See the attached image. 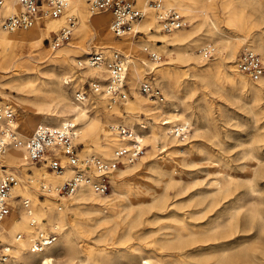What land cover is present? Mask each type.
Wrapping results in <instances>:
<instances>
[{"label":"bare ground","instance_id":"1","mask_svg":"<svg viewBox=\"0 0 264 264\" xmlns=\"http://www.w3.org/2000/svg\"><path fill=\"white\" fill-rule=\"evenodd\" d=\"M68 1L69 6L65 9L61 17L54 18L46 15L43 18L38 19L36 25L30 27L28 30L9 32L1 26L6 17L21 13L22 7L19 0H7L3 12L0 13V70H2V72H7L10 68H24L25 70H31V73L16 74L7 78L4 75H1V77L4 78V81H0V97L7 96L14 104L22 109H31L33 111V116L29 118L28 121L31 123L33 131L39 127L61 129L64 125L68 126L69 124H73L75 126L77 142L79 138L84 139V137H90L99 125L96 120H90L88 115L90 102L87 101V98H85L82 103L78 102L76 100V93H72L70 88L68 89L63 84V80H68L69 78L68 81H72V78L60 75L56 69H52L46 78L39 77L35 71H32L35 69V64L37 63V58L34 53L36 50H41L43 48L44 38L50 36L51 33L59 34L63 28H69L72 36L70 39L68 37L69 41L64 48L60 49L56 54L50 55V58L52 61H56L58 67L66 69L73 62L76 57L75 55L78 54L87 57L94 50L102 52V49L106 47L111 49L109 57H112L124 48L123 55L128 63L126 81L127 83L130 82V86L135 84L136 81H141L139 82V90L144 82L153 84L149 79L141 80V70L138 63L142 61L140 63L143 65H156L154 68H158L157 73L159 77L162 79L166 87L169 88L172 95L175 96L180 89L184 90L185 97L192 95L195 90L194 80H186L183 76L184 72L181 68L183 66L184 68L187 67L185 70H189L193 78L201 80L206 85L212 82H228L233 88V92H237L238 96L249 97L252 109L257 106L256 104L264 96V75L257 80H254L248 74L238 69L237 61L239 57L237 58V61H234L237 53L241 52V55L247 50H252L255 53L257 52L262 58H264V34L261 32H258L256 36L250 37H247L249 35H230L211 17L208 7H204L200 10L202 18L206 23V30L204 31L205 34L203 36H201L200 33H197L198 29L186 30L191 24L184 28L168 32L162 29L156 14L157 12L152 9L154 11L153 13H155L154 15L151 12V9H148L146 11L147 16L146 18L144 17L147 24L142 26V29L145 31L146 35L153 37L157 42H161L162 44L159 45L157 43H152V40L139 41L135 38H131L126 44L122 45V43H115V40H113L109 34V30L111 31L110 21L108 23L106 17L92 16L90 9L85 4L84 0ZM135 1L137 3V0ZM157 1L163 3L162 0ZM144 2L146 3V0H138V3L142 4V6L138 7L144 8ZM164 5L169 8H175L180 11V13L188 12V14H193L196 12L195 10H191V8L184 9L177 6ZM107 13L109 12L107 11ZM224 13L227 22L230 25L236 26L244 33L249 32L246 23H256V21L250 15H246L242 9H228L227 11H224ZM75 14L80 15V21L71 26L66 22L65 18L66 16L72 17ZM185 18L187 19L186 16ZM262 18L264 19V13ZM142 20L143 18L137 22L134 27L136 35L139 33V23L141 24ZM154 26L155 32H151L150 30ZM92 32L94 33L92 34ZM131 35L135 36L133 33ZM124 37L125 36H121L122 39ZM212 44H218L222 49L219 50L215 45L213 47ZM200 45H206L204 47L211 46L214 50H217L218 54H221V51H224L225 56L213 58L217 55L215 54V56L210 57L212 59L204 58L200 53V50L203 49V47L199 50V57V55L196 54L195 49L200 47ZM22 48H25L27 51L23 52ZM93 48L94 50L92 51ZM139 48L142 50L140 51ZM112 49L116 50L112 51ZM70 50H72V53H69ZM136 50L139 53L136 52ZM146 51L150 52L149 58ZM138 55L139 58H136ZM162 55L168 58V62L161 65L159 63ZM134 56L135 58H133ZM143 57L144 59L146 58V60H142ZM85 59L77 61L76 69L79 73H73V80H77L78 76L83 77L84 75H91L94 77V80H101L107 83L109 77L106 67L102 66L101 68H94L81 64V61ZM227 59L228 61L225 62ZM175 62L180 64L183 63L184 65L180 67L172 66ZM234 67L237 68L234 69ZM246 75L249 76V78L246 77ZM7 87L14 90L17 95L6 93L5 89ZM100 87L101 85L99 88ZM157 88L160 89L159 87ZM45 93L50 94L46 96ZM134 94L137 99L136 104L139 110L145 107L144 109H147L149 112L148 115H153L152 118L162 114V110L160 112V110L155 109L159 106L163 108L162 105L164 103L161 102L164 101V96L163 98H151L148 96L150 99L158 102L155 108L150 110L148 107L146 108L145 104L140 102L141 99L139 95L137 96L136 93ZM104 95L105 94L102 96ZM105 98H107V96ZM128 100L127 95V103H124L128 104ZM182 103V120L184 122L172 125L167 129L168 131H166L164 125H170L172 123V121L168 120L171 118V114H168V119H163V121L161 119L160 124L151 123L149 131H145L146 125L142 121L137 122L139 125L138 127L136 126L137 123H130L132 122V119L128 117L123 118V122L117 123L122 118L120 113H115L117 116L112 119L113 123L101 130L103 133H108L105 134L108 139L103 140V142L98 145L99 151L104 156L107 155L105 153L113 146L118 148L122 145L129 144L127 138H122L118 132L113 131L112 129L110 130V127H116L119 126V124L125 125L131 129L135 140L140 146H143L146 149L144 139L148 146H151V148L145 152V156H142L133 163L123 162L119 167L113 169L111 173L114 175V179L119 178L122 174L138 168L140 164L145 161L150 170L161 174L162 179H164L163 182L157 184H148L146 190L152 195V205L145 207L140 205L141 201H138L137 203L139 204V207L136 209L132 208L126 213V215H122L126 218L125 220H121V211L118 209L120 204L116 201L112 202L111 199H108L107 196H104L101 193L95 192L90 183L83 184L76 194L69 197L58 195L56 189L64 182L65 176L51 173L47 170L46 166L43 165L44 167H40V169L43 171L46 169L49 174L46 175L45 173H42V176L46 177V180H44V182L42 181L40 185V182L38 183L35 181L34 186H41V190L48 195L49 200L58 196L59 198L65 199V201L72 200L71 205H68L70 207L86 206L88 210L90 209L93 212L104 210L102 211L103 215L98 216L96 220L104 223L109 219H113V224L105 225L104 229H102L101 232H98L95 237H90L95 229H90L88 227V221L83 222V226L75 225L70 219L69 213L67 212L68 209H62L60 206L58 208H50L44 206L36 199L32 200L31 198H23L21 199V205L24 208V213L21 214L23 221L19 223L18 220L15 219L14 223L10 225V229L16 231L12 235L13 238L10 239V242L14 244L15 238L19 233L23 234L25 237L18 244H14L12 259L8 264H89L91 257L90 253L95 247L94 245L99 243H101L99 245H101L100 248H102V251L100 252L103 255L102 259H105L103 264H117L122 261H125L124 264H229L227 263V259L233 254L232 247H223L220 249L209 248L200 252L198 255L199 261L195 262L187 261L182 256H177L174 260L165 262L159 253L155 255L156 259H152L150 255L134 254L136 250L143 249L144 235L146 234L144 232L141 233L140 226L145 222L143 217L144 214L152 207L156 208V210H167L168 200L171 195L170 191L174 192L175 197H180V205L178 206V209L182 210L186 208V213L188 212L190 218L185 219V217H183V215H185L184 212L181 213L180 210H173L174 212L171 217H173L176 224L174 225L175 228L173 229V234L170 233L172 237L158 238V240L165 244L177 245L178 247L183 248L186 246L185 244H199L204 238H222L232 232V229L236 227L242 213L240 207L236 206L238 204V198L231 200L228 205L223 206L221 210L205 223H199L197 220L206 216L207 212L213 211L215 206L222 200L232 196L241 180L243 181V184L246 185L247 189L253 191L255 190L254 177L257 175L264 176V166L261 165V163L256 164V169L252 170L253 172H251L250 175H242L240 177L228 172L226 169L227 166L220 167L217 169L218 173L224 172L225 175H220L217 178L214 188L208 191L200 188V183L196 180L198 171L191 168L197 167L201 162L213 165L214 163H219L220 159H216V156H214V153L210 150H207L208 156L205 157V147L202 146L200 141L204 129L207 127L203 124L201 118H206L209 113H204L201 118L197 117L194 115L193 111H188L190 109L188 103L184 101H182ZM0 105L8 106V104L5 103H0ZM117 106L118 105H115L113 108H110V110L115 111ZM10 107L14 109L13 106ZM174 107L177 109V106ZM261 112V110H255V113L257 114ZM18 120L19 119L17 118L14 126L15 128L17 127L19 135L23 137L31 135L33 131L29 135H23V130H21ZM193 125H195L193 133H190L188 137L187 135L185 137V139L188 138L189 141L182 143L179 137L175 134L176 129L180 130L185 127L188 132L189 126ZM208 127L209 130L213 132L214 137H218L219 133L215 121H209ZM80 128L83 129L82 132ZM191 130L192 129L189 131L191 132ZM66 131H68V129ZM168 132L171 133V135L168 134ZM24 151V148L10 147L5 153L0 155V175L4 171L2 169L3 166L22 170L24 173L27 169L37 166L27 162L24 157ZM164 152H166V155L161 156ZM113 154H111L109 159H104L99 157L98 152L81 154L78 150L79 159L95 156L104 161H109L113 157ZM58 156L63 162L65 161L62 151L58 153ZM192 173H196V176L189 178ZM87 174L92 180H94L96 179L95 176H98V171L94 168H90L87 171ZM65 175L66 178L73 175L72 170L69 168ZM15 177L18 179L17 176ZM245 178H248L249 180L245 181ZM118 185L119 181L115 180L114 187H118ZM26 186L29 185L26 182H22L21 184L18 179L17 185L10 191L9 197L6 198L10 211L8 216L0 221V228H4L3 230L5 231V223L11 214L12 208L16 203L15 201L18 200L17 197L19 194H17V192L22 191ZM47 188L52 189L48 192ZM51 191L54 192L50 193ZM25 201L28 202L30 208L26 207ZM18 202L20 203V200H18ZM59 202V204H61L60 199ZM29 210L32 212L31 215H29ZM243 213H245V211H243ZM257 216H259L257 211L252 212L250 214V220L253 221ZM40 217H45L50 225L44 226L45 224L42 223ZM32 219H35V223L32 222ZM37 228H55V230L57 228L59 233L56 241L52 245L41 252L35 253L29 249L28 241L30 235L34 233ZM231 258L232 257H230V259ZM236 260H241L243 264H264V255H259L253 247H245L236 254Z\"/></svg>","mask_w":264,"mask_h":264},{"label":"rangeland","instance_id":"2","mask_svg":"<svg viewBox=\"0 0 264 264\" xmlns=\"http://www.w3.org/2000/svg\"><path fill=\"white\" fill-rule=\"evenodd\" d=\"M84 1L85 4L90 9L89 4L91 0H84ZM162 1L166 5L177 6L184 9L191 8V10H195L196 12L193 14L190 13L188 14V12L187 13L182 12V14L183 16L187 17L189 22L188 25L191 24L189 27L186 28V30L198 29L197 33L198 34L200 33L201 36L205 34L204 31L206 30V23L203 20L202 14L200 12V10L204 7H208L211 17L214 20H216V22L222 27V29H224L225 32L229 33L230 35H234V36L249 35L247 37H250V36H256L258 32L264 34V19L262 18V15L264 13V0H162ZM137 6H142V4L138 3V0H137ZM233 8L242 9L246 13V15H250L256 21V23L258 22L257 25L256 23H252V24L246 23V25L248 26L247 28H249V32L247 33H244L243 31L239 30L236 26L230 25L227 22L224 11ZM151 12L153 13L154 11L151 9ZM90 13L94 17L95 16L106 17L108 23L111 18V15L107 13V11H101V12L90 11ZM153 14L155 15V13ZM74 16L77 17V20L75 19L77 22L80 21V15L75 14ZM74 16L72 17L66 16L65 18L66 22L69 24V19L74 18ZM146 16L147 14H145L144 17L146 18ZM144 17L141 24L139 23L140 25L139 33H137V35L135 36L128 34V35H124L125 37L122 39L121 37L115 36L109 30V34L111 35L112 39L115 40L114 42L122 43V45H124L129 41V39L135 38L136 40L139 41L152 40L151 41L152 43L155 44L157 43L161 45L162 44L161 42H157V40L154 39L153 37L146 35L145 31L142 29V26L147 24L144 20L145 19ZM76 21L75 23H77ZM150 31L155 32V26ZM93 33L94 32H92V34ZM54 34L55 33H51L50 36L44 38L43 48L41 50L35 51L34 54L36 55L37 63L35 64V69L32 71H35V73L39 77L46 78L48 73H50L52 69H56L57 72L60 73V75L65 77L68 76L72 78V81H70L69 83H65L66 79L63 80V84L68 89L70 88L72 93H76L75 91L78 90L86 91L87 101L90 102L88 115L90 117V120L93 121L96 120L99 123V125L96 127L95 131L92 133L90 137H84V139L79 138V140L76 142L77 149L81 154L98 152L99 157L104 159L107 158L109 159V157L111 156V154H113L116 147L113 146L112 148H110L105 153L107 155L104 156L99 151L98 145H100V143H102L103 140L108 139L105 135L108 133L107 132L103 133L101 132V130L106 128V126H109V124L113 123L112 119L117 116V114L115 113H120L122 117L117 123L123 122L122 120L125 117L132 119V122H130L132 124L142 121L146 125L145 131L146 130L149 131V127L151 123L160 124L161 119L162 121L163 119H168V114H171V118H169L168 120L172 121V123L170 125L168 124L164 125V127H166V131H168L167 129L170 128L172 125H176L177 123L184 122L182 120L183 117L182 101H184L188 103L190 106V109L188 111H193L194 115L197 117L201 118L204 113L205 114L206 112L209 113V115L206 116V118L202 117L201 120L203 121V124L206 125L207 127L209 125V121H215L219 133L218 137H214L213 132L209 130V127L208 128L206 127L204 129L202 138H200L202 146L205 147L204 156L205 157L208 156L207 150H210L212 153H214L216 159H220L219 163H214L213 165H209V163L201 162L200 165H198L197 167L191 168L198 171V176H196V173H192L191 176H189V178L196 176L197 177L196 180L200 183L199 184L200 188H203L205 191L214 188V184L216 183L217 178L220 175H225L224 172L218 173L217 169H219L220 167L227 166L226 169L228 172L240 177L242 175L244 176L250 175L251 172H253L252 170L256 169L257 163H261V165L264 166V157H263L264 96L256 104L257 106L254 109H252L249 97L238 96L237 92H233V88L230 86L228 82H221V83L212 82L206 85L201 80L193 78V76L190 74V71L185 70L187 69V67L184 68L183 63L180 64L177 62L173 63L172 66H176V67L183 66L181 67L184 72L183 76L185 77L186 80H190V81L194 80L195 90L192 95L185 97L184 90L180 89L175 96L172 95L169 88L166 87L162 79L159 77L157 73L158 68L157 67L154 68L156 65L154 66L143 65L142 63H140L142 61L139 60L140 62L138 64L140 65V70H141V80L144 79L151 80L154 85L160 88L164 96V101L161 102L164 103L162 105L163 108L159 106L158 108L155 109V110H160V112L162 110V114H159L158 116H155V118H152L153 115L152 116L148 115L149 112L147 109H144L145 107H143V109L140 110L138 109L136 104L137 99L134 93H136L137 96L139 95L141 99L140 102L142 104H145L146 108L148 107L150 110L155 108L156 104L158 103L140 92L139 82L141 81H136L135 84H133L132 86H130V82L127 83L126 81V91L128 93L127 95H128L129 103L128 104H126L127 102L118 103L116 104L118 105L116 110L111 111L107 106L108 101L107 98H105L106 96L105 95L102 96L103 93H101V91H99L98 93L100 94H98V93H94L91 90L89 86V82L91 81V79L94 80V77H92L91 75H86V76L84 75L83 77L78 76L77 80H73L74 77L73 73L75 74L79 73V71H77L76 69L77 61L80 59H85L86 58L85 55H79V54L75 55L76 57L74 58L73 62L66 69L58 67L56 65V61H52L50 55L56 54L60 49L64 48L67 45V42L69 41L67 39L62 44H60L58 48H51L50 47L51 45H49V41L50 43L52 42ZM71 36L72 34L69 35V39L71 38ZM214 45L219 50L222 49L218 44H212L213 47ZM204 46L206 45H200V47L195 49L197 55H199V50ZM22 49L23 52L27 51L25 48ZM139 49L140 51L142 50L141 48ZM93 50L94 48L92 49V51ZM115 50L116 49H112V51ZM124 50L125 49L123 48L122 51L118 52V54L123 55ZM110 51L111 49L104 47L101 53L109 57ZM93 52H97V51L94 50ZM136 52L138 51L136 50ZM146 52L149 58L150 52L149 51ZM69 53H72V50H70ZM240 53L241 52L235 55L234 61H237V58L239 57ZM215 54L217 55L215 56ZM257 54L261 57V60L264 64V58H262V56L259 53ZM214 56L215 57L213 58L225 56V52L221 51V54H218L217 50H215ZM133 58H135V56ZM136 58H139V55L136 56ZM142 60H146V58L144 59L143 57ZM226 61H228V59L225 60V62ZM167 62H168V58L162 55L159 64L162 65ZM236 68L237 67H234V69ZM30 71L31 70H25L24 68L23 69L10 68L7 72L5 71L2 72V70H0V81H4V78L1 77V75H4L7 78L16 74L28 73ZM246 77L249 78V76L247 75ZM99 84L101 85V88H103L105 81L103 82L100 80ZM5 90L6 93H9L11 95H17V93L9 87H7ZM49 94L50 93H45L46 96H48ZM0 103H5L14 107V110L17 114V118L19 119L18 122L20 123L21 130H23L22 131L23 135H29L33 131V127L31 123L28 122L29 118L33 116V111L31 109L28 110L22 109L18 105L14 104L7 96L0 97ZM174 106H177V109H175ZM255 110L256 111L261 110L262 112L257 114L255 113ZM137 115L139 119L137 118ZM136 126L137 127L139 126L138 123ZM194 127L195 125L189 126V130L190 129L192 130L191 132L188 130L187 137L190 133H193ZM80 130L82 132L83 129L80 128ZM168 134L171 135V133L169 132ZM180 141L182 143H186L189 140L187 138L185 140L180 139ZM144 145L146 146L145 152L151 148V146H148L145 139H144ZM145 152L142 156L146 155ZM163 155H166V152H164L161 156ZM40 167L43 168L44 167L43 164L27 169L25 173L22 170H16L14 168H9L6 166L2 167L3 170L17 176L21 184L22 182H26L29 185L24 187L22 191L17 192V194H19L17 199L20 200V203L18 202V200L15 201L16 203L12 208L11 214L8 217L7 222L5 223L6 231L3 230L4 228H0V240L2 242H10V239L13 238L12 235L16 231L10 229L11 228L10 225L14 223V220L17 219L19 223L23 221V219L21 218V214L24 213V208L21 205V199L23 198H28V199L31 198L32 200L36 199L44 206L50 208H58L60 206V208L62 209L65 210L68 209L67 212L69 213L70 219L75 225L83 226V222L88 221V227L90 229H95L94 233L91 234L90 237H95L98 232H101V230L104 229L105 225L113 224V219H109L107 222L104 223L98 222V220H96L98 216L103 215L102 211L104 210L93 212L90 209L88 210L86 206L79 205L80 207L78 206L70 207L68 205H71L72 200L65 201V199L59 198L58 196H55L51 200H49L48 195L45 194L41 190V186H39L42 181L44 182V180H46V177L42 176V173L48 175L49 172L46 169H44L43 171L42 169H40ZM5 171H3L2 174L6 173ZM109 177H110L109 190L106 194H102V195L107 196L108 199L112 200V202L116 201L120 204L118 209L121 211L120 212L121 220L122 219L125 220L126 218L125 216L122 215H126V213L130 211L132 208L136 209L139 207V204L137 203L138 201H141L140 205H143L145 207L148 205H152L153 204L152 195L150 194V192L146 190L148 184L150 185L157 184L159 182H163L164 180L162 179L161 174L150 170L148 168V164L145 163V161L144 163L140 164L138 168H135L134 170L128 173L122 174L119 178L114 179V175L112 173L109 174ZM38 179L40 181H38ZM254 179H255V183H254L255 190L251 191L247 189L246 185H244L243 181L241 180L239 186L236 187V190L233 192L234 194L232 196H230L225 200H222L220 202L221 205L219 203L218 204L219 206L216 205L213 211L207 212L206 216H204L202 219L197 220V222L199 223H205L207 220L212 218L219 210H221L223 206L228 205L231 200L238 198V204L236 206L240 207L242 213L243 211H245V213L243 214L241 213L240 219L236 224V227H234L232 229V232L228 233L226 237H222V238L207 237L204 238L203 241L199 244H195V245L185 244L186 246L183 248H180L177 245L165 244L159 241L158 238L161 239L164 237H172L170 233L173 234L174 232L173 229L175 228L174 225L176 224L173 217H171V215L174 212L173 210L175 211L180 210L181 213L184 212L185 215H183V217H185V219L190 218L188 216V212L186 213L187 211L186 208L182 210L178 209V206L180 205L179 204L180 197L179 196L175 197L174 192L170 191L171 195L168 200V207L166 208L167 210H156V208L152 207L149 211H147L144 214L143 217L145 219V222L140 226L141 233L144 232L146 234L144 235L143 249L141 248V250H136L134 254L150 255L152 259H156L155 255L159 253V255L162 256V259L165 262H170L174 260L177 256H182L187 261L195 262V261H199L198 255L200 254V252L205 251L209 248L220 249L223 247H232L233 254L230 255V257L232 258L230 259V257H228L229 259H227V263L229 264H243L241 260L240 261L236 260V254L245 247H253L255 248V250L258 252L259 255H264V176L257 175L254 177ZM115 180L119 181L118 187H114ZM244 180L248 181L249 179L245 178ZM35 181H37L38 183L40 182L38 185L39 187L34 186ZM59 199L61 200V204H59L60 203ZM254 211H257L259 213V216H257L253 221H251L250 214ZM40 220H42V223L45 224L44 226L50 225L48 224V221L45 217H40ZM99 244L94 245L95 247L92 249V252L90 253L91 257L89 264H103V261L105 259L104 260L102 259L103 255L100 253L102 251L101 250L102 248H100L101 245ZM124 263L125 261H122L121 263H117V264H124Z\"/></svg>","mask_w":264,"mask_h":264},{"label":"built area","instance_id":"3","mask_svg":"<svg viewBox=\"0 0 264 264\" xmlns=\"http://www.w3.org/2000/svg\"><path fill=\"white\" fill-rule=\"evenodd\" d=\"M6 1L0 0V13L3 12ZM19 2L22 7L21 13L6 17L2 22V28L9 32L28 30L36 25L38 19L46 15L57 18L69 6L68 0H19ZM136 4L135 0H91L89 6L92 12L108 11L111 14L110 29L117 37L132 33L136 35L134 27L145 16L148 9H153L157 12L158 20L165 31L181 29L188 25L187 19L180 11L175 8H169L160 1L146 0L144 8H140ZM75 19L77 20L76 16L69 19L71 26L74 25ZM69 35V28H63L59 34H54L51 43L49 41L50 47L58 48L60 44L68 39ZM200 51L204 58L213 57L215 53L214 48L211 46L204 47ZM81 64L94 68L106 67L109 79L103 88H99V81L93 79L89 82V86L94 93L101 91L107 96L109 109L118 103L126 102L128 94L126 91L128 63L122 54H114L109 58L101 52H93L85 60L81 61ZM237 67L254 80L264 75V64L261 57L252 50H247L239 56ZM68 80H66V83L70 82ZM140 90L151 98H163L161 90L152 83L144 82ZM86 96L85 90L76 91V100L78 102L82 103ZM16 119L17 115L13 108L9 105H0V155L5 153L10 147L24 148V157L28 163L34 165L43 164L49 172L64 175V182L56 189V193L62 197L76 194L78 189L87 183L91 184L95 192L106 194L110 187L109 174L111 171L123 162L133 163L145 152V148L140 146L135 140L131 129L119 124V126L110 127V130L118 132L122 138H127L129 140L128 145L116 148L113 157L109 161H104L95 156L79 159L76 143L77 135L73 124L64 125L61 129L39 127L31 135L23 137L19 135L17 127L15 128L14 126ZM67 129L68 131H66ZM175 134L181 140H184L188 133L184 127L180 130L176 129ZM61 151L65 157L64 162L58 156ZM67 168L72 170L73 175L66 178ZM90 168L98 171V176H95L96 179L94 180L87 174ZM5 172L0 175V221L9 214L10 210L6 198L9 197L10 191L18 183V179L13 174ZM38 181L40 180L38 179ZM51 189L47 188L48 192ZM53 192L51 191L50 193ZM25 205L30 208L26 201ZM28 212L29 215L32 214L30 210ZM32 222L35 223V219H32ZM58 233L57 228L56 230L55 228H37L29 237V249L35 253L43 251L56 241ZM24 237L21 233L17 234L14 244H18ZM14 244L0 240V264H8L12 259Z\"/></svg>","mask_w":264,"mask_h":264}]
</instances>
